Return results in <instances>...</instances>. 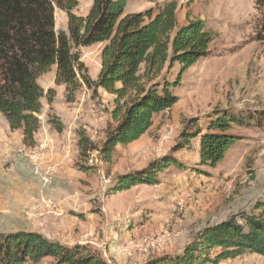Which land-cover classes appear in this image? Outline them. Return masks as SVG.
I'll use <instances>...</instances> for the list:
<instances>
[{
  "label": "rangeland",
  "instance_id": "1",
  "mask_svg": "<svg viewBox=\"0 0 264 264\" xmlns=\"http://www.w3.org/2000/svg\"><path fill=\"white\" fill-rule=\"evenodd\" d=\"M126 1L124 15L155 12L157 5L175 2L179 26L189 13L212 32L209 54L182 75L179 87L171 88L177 102L153 115L152 126L137 141L116 146L109 164L97 151L81 159L76 143L79 130L96 146L104 140L114 97L102 89L83 86L73 103L63 95V104L76 109L66 127L61 124L65 105L54 104L60 100L56 91L43 89L38 130L57 132L50 119L61 124V132L72 127L64 155L53 153L50 142L25 146L21 131H11L0 115V234L36 232L65 246H88L107 264H145L180 254L201 228L239 219L264 197V8L257 0ZM91 5L92 0H80L76 12L87 14ZM102 46L78 48L91 80L100 71ZM178 70L177 64L164 69L157 81L172 82ZM224 115L250 121L231 125L237 139L214 167L200 164V137L189 149L174 151L182 132L195 126L206 132ZM164 157L186 169L170 166L157 173L156 184L110 194L119 175ZM82 165L88 172L80 171ZM219 264H264V255L246 253Z\"/></svg>",
  "mask_w": 264,
  "mask_h": 264
},
{
  "label": "trees",
  "instance_id": "2",
  "mask_svg": "<svg viewBox=\"0 0 264 264\" xmlns=\"http://www.w3.org/2000/svg\"><path fill=\"white\" fill-rule=\"evenodd\" d=\"M257 4L264 8V0ZM125 5L126 0H92L87 15L78 16L74 12L77 0H0V115L11 131H21L25 146H35L44 97L38 79L52 66L56 68L55 84L65 87L66 103H73L83 86L102 89L114 97L112 123L99 146L83 130L77 132L83 160L97 151L99 159L109 164L116 146L137 141L152 126L153 115L177 102L171 88L179 87L182 75L209 54L212 32L189 13L179 26L175 2L157 5L155 12L147 9L124 15ZM55 9L66 14L67 32L56 31ZM95 43L103 44L101 65L97 79L91 80L78 48ZM174 64L179 66L174 80L163 77L157 81L164 69H172ZM248 119L217 117L206 132L197 126L194 131L182 132L173 149H189L190 142L200 137V164L214 167L237 139L230 134L231 125L246 124ZM57 122L49 120L61 132ZM170 166L186 169L175 158L164 157L141 170L119 175L110 194L156 184L157 173ZM88 170L80 166V171ZM246 253L264 255V197L239 219L232 217L201 228L180 254L152 258L145 264H219ZM0 264L107 262L88 246L69 247L36 232H17L0 234Z\"/></svg>",
  "mask_w": 264,
  "mask_h": 264
},
{
  "label": "crops",
  "instance_id": "3",
  "mask_svg": "<svg viewBox=\"0 0 264 264\" xmlns=\"http://www.w3.org/2000/svg\"><path fill=\"white\" fill-rule=\"evenodd\" d=\"M77 1H78V5H79L80 0H77ZM126 3H127V1H126ZM74 12L78 16H86L87 15L86 13H83V14L77 13L76 9ZM57 16L60 17L59 18L60 22L57 21V19H56ZM55 29H56V31L67 32L66 14L62 11H59V13L57 14V9H55ZM55 70H56V68H54L52 66L48 73L39 77L38 83L41 86V88L44 90L48 89V90L56 91V97L58 96L60 98V100L54 99V104L59 103L60 105L61 104L65 105L61 110L65 112L66 118H65V120H63L61 118V124L63 123L62 125H64V127H66V125H70V124H67L66 122L69 121V117L72 118L74 116L76 109H74L73 106L70 104H63L62 98L64 95L65 87L63 85H56L55 84V82H54ZM56 108H57V105L54 106V111H56ZM71 128H70V130H69V127H68V129L65 128V129H63V131L61 133L54 132L53 130L52 131L46 130V132H43V131L41 132V130H38V132L35 134V142H36L35 147L38 148V146L40 144H42L43 142H44L43 144L48 142L47 145L50 142V148L51 149L53 148V150H52L53 153H56L57 155H62V154L64 155L68 151L66 136L71 134ZM76 143H77V138H76Z\"/></svg>",
  "mask_w": 264,
  "mask_h": 264
},
{
  "label": "built area",
  "instance_id": "4",
  "mask_svg": "<svg viewBox=\"0 0 264 264\" xmlns=\"http://www.w3.org/2000/svg\"><path fill=\"white\" fill-rule=\"evenodd\" d=\"M37 172V170H35ZM49 172L46 173V175L48 174ZM45 179V178H44ZM47 181V179H45V182Z\"/></svg>",
  "mask_w": 264,
  "mask_h": 264
}]
</instances>
